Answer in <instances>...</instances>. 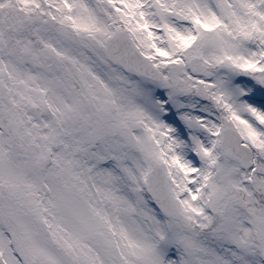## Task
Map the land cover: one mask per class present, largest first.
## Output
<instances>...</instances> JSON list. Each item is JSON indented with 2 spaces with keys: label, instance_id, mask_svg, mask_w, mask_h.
<instances>
[{
  "label": "snow or ice",
  "instance_id": "1",
  "mask_svg": "<svg viewBox=\"0 0 264 264\" xmlns=\"http://www.w3.org/2000/svg\"><path fill=\"white\" fill-rule=\"evenodd\" d=\"M0 264H264V0H0Z\"/></svg>",
  "mask_w": 264,
  "mask_h": 264
}]
</instances>
